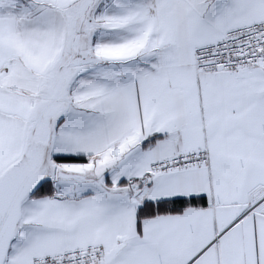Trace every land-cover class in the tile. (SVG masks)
Returning a JSON list of instances; mask_svg holds the SVG:
<instances>
[{"label":"snow or ice","instance_id":"snow-or-ice-1","mask_svg":"<svg viewBox=\"0 0 264 264\" xmlns=\"http://www.w3.org/2000/svg\"><path fill=\"white\" fill-rule=\"evenodd\" d=\"M0 264H264V0H0Z\"/></svg>","mask_w":264,"mask_h":264}]
</instances>
